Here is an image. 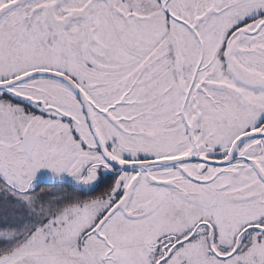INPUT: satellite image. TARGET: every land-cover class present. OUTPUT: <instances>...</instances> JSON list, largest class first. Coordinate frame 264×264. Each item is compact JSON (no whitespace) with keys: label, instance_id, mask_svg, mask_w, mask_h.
Returning <instances> with one entry per match:
<instances>
[{"label":"snow or ice","instance_id":"1","mask_svg":"<svg viewBox=\"0 0 264 264\" xmlns=\"http://www.w3.org/2000/svg\"><path fill=\"white\" fill-rule=\"evenodd\" d=\"M0 264H264V0H0Z\"/></svg>","mask_w":264,"mask_h":264}]
</instances>
